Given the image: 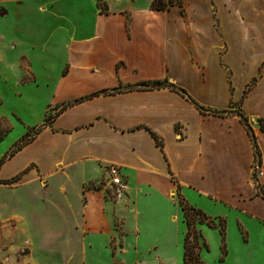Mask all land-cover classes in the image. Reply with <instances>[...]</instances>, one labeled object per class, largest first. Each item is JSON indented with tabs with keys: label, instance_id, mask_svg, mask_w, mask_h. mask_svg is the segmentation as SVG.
<instances>
[{
	"label": "crops",
	"instance_id": "crops-1",
	"mask_svg": "<svg viewBox=\"0 0 264 264\" xmlns=\"http://www.w3.org/2000/svg\"><path fill=\"white\" fill-rule=\"evenodd\" d=\"M153 1L0 0V22L35 14L47 20L48 32L31 49L57 52L55 100L47 105H67L11 156L27 153L14 171L32 166L49 180L63 175L64 199L70 187L79 189L81 220L67 225L82 234L80 243L100 238L108 251L118 224L121 252L108 251L114 263L131 254L134 264H171L157 244L147 249L149 261L142 243H182L183 262L179 199L224 221L219 264L264 259V132L257 123L264 120V0H181L167 10H153ZM27 55L19 60L34 73ZM156 81L194 103L169 88L102 93ZM194 104L227 113L203 114ZM238 113L254 134L259 167ZM112 165L128 186L119 197L108 194ZM198 229L206 245L200 255L207 233L221 247L218 229Z\"/></svg>",
	"mask_w": 264,
	"mask_h": 264
},
{
	"label": "rangeland",
	"instance_id": "rangeland-1",
	"mask_svg": "<svg viewBox=\"0 0 264 264\" xmlns=\"http://www.w3.org/2000/svg\"><path fill=\"white\" fill-rule=\"evenodd\" d=\"M100 5L103 8L102 2ZM40 17L35 14L33 18L27 15L0 22V181L18 176L13 183H0V264H121L114 263L109 255L111 249L115 254L121 252L118 224L108 244L109 254L100 238L80 243L82 234L67 225L81 220L82 198L79 189L75 192L70 187L64 199L60 193L63 175L49 180L32 166L18 173L14 171L27 153L14 160L10 154L20 142L34 138L36 130L47 126L46 121L50 122L63 108L62 104L47 105L55 100L54 84L60 72L57 52L31 49L48 32L47 20ZM22 52L28 54L38 77L36 82L34 73L28 69L29 63L23 62L25 57L19 60ZM31 170L35 175L30 174ZM79 176L81 170L72 171L73 178ZM112 191L109 189L108 194ZM206 240L208 249L200 255L201 261L219 264L218 236L207 233ZM132 244L128 243L129 249ZM154 244L164 254L172 255L171 264H183L182 243H142L141 251L149 261L153 256L147 249ZM234 251L237 256L241 254L238 247ZM120 258L125 264H134L131 254H122ZM248 264H264V259L252 258Z\"/></svg>",
	"mask_w": 264,
	"mask_h": 264
},
{
	"label": "trees",
	"instance_id": "trees-1",
	"mask_svg": "<svg viewBox=\"0 0 264 264\" xmlns=\"http://www.w3.org/2000/svg\"><path fill=\"white\" fill-rule=\"evenodd\" d=\"M181 6V0H154L151 3V8L153 10H167L169 9L171 6ZM98 8L100 9L101 13H107V7L105 5H103V8L100 5V1H98ZM159 88H169L177 93H179L180 95H182L183 97H186L189 101H191L192 103H194L192 101V99L181 89L167 84L165 81H156V82H143V83H139V84H135V85H130V86H126V87H119V88H115L112 89L110 91H103L102 93H109V94H114V93H119L123 90H147V89H159ZM99 93L90 95L88 97L85 98H81L79 100H76L75 103H79L85 99H89L92 98L94 96H97ZM70 105V104H68ZM195 107L203 114H212V115H217V116H223L224 114H226L227 112H218V111H212V110H207L204 109L203 107L194 104ZM67 106V105H66ZM63 106L62 109H64ZM238 116L241 120V122L245 125L247 133L250 136V139L252 141L253 144V149H254V157H255V166L259 167L260 166V153L259 150L257 148L256 142H255V137L254 134L251 130L250 125L248 124L247 118H245L242 114L238 113ZM49 121H46V125H48ZM259 129L261 131L264 132V120L263 119H258L257 120ZM41 129L38 128L35 133V135L40 131ZM155 137V136H154ZM33 137H30L29 139H27L26 141L20 142V144L15 148V152H18L19 150H21V148L23 146H25L26 144L29 143V141L33 140ZM156 139V137H155ZM158 143V141H157ZM14 153H11L10 156H12ZM3 163V161L1 160V164ZM16 180H18V176L15 178H12L10 180H5V181H0V183L3 184H8V183H13ZM261 195L264 197V194L261 193ZM179 205L181 207L182 213H183V220L184 223L186 225V233L184 235V240H183V264H203L200 258V251L202 247H206L205 243H200V239H201V232L198 229V226L201 225H205L209 228H216L218 229L220 236H221V258H220V262H222L224 256L226 255V248H225V223L222 219H218L217 224L215 223L214 220L210 219L209 217H207L202 211L197 210L191 206H189L187 203H185V201H183L182 199H179Z\"/></svg>",
	"mask_w": 264,
	"mask_h": 264
},
{
	"label": "built area",
	"instance_id": "built-area-1",
	"mask_svg": "<svg viewBox=\"0 0 264 264\" xmlns=\"http://www.w3.org/2000/svg\"><path fill=\"white\" fill-rule=\"evenodd\" d=\"M107 176L108 185L114 191L116 197H119L127 192V183L116 166L112 165L107 168Z\"/></svg>",
	"mask_w": 264,
	"mask_h": 264
}]
</instances>
